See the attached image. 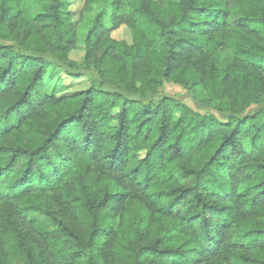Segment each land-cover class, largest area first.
<instances>
[{
	"label": "trees",
	"instance_id": "trees-1",
	"mask_svg": "<svg viewBox=\"0 0 264 264\" xmlns=\"http://www.w3.org/2000/svg\"><path fill=\"white\" fill-rule=\"evenodd\" d=\"M69 4L0 0V264H264V0Z\"/></svg>",
	"mask_w": 264,
	"mask_h": 264
},
{
	"label": "rangeland",
	"instance_id": "rangeland-1",
	"mask_svg": "<svg viewBox=\"0 0 264 264\" xmlns=\"http://www.w3.org/2000/svg\"><path fill=\"white\" fill-rule=\"evenodd\" d=\"M68 1L70 2L68 6V10L73 14L72 15L73 20H76L78 17L77 15L78 11L83 6L84 0H68ZM100 6L101 3L94 5L93 11H91L86 16L85 22L79 25L78 32L80 39V47L70 53L71 59L75 61L82 60L83 50L81 47L82 46L81 41L83 38V34L88 27V23H89L88 21L92 18L94 11L98 9ZM111 37L116 40L126 41L128 44L132 43V36L130 29L125 25H122L117 30L113 31L111 33ZM46 81H47L48 89L54 88L62 92L79 91L89 87L90 85V77L87 73H84L80 78H72L70 75H68L67 71L64 68L56 67L53 65L49 67ZM163 93L170 97L176 98L177 100L182 101L193 108H196V103L192 100L189 90L181 85L174 83L167 84L163 89Z\"/></svg>",
	"mask_w": 264,
	"mask_h": 264
}]
</instances>
